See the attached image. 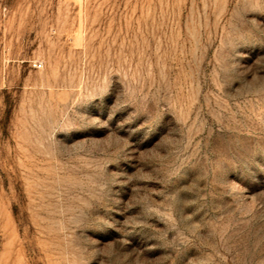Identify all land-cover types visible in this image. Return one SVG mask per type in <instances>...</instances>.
Instances as JSON below:
<instances>
[{"label": "rangeland", "instance_id": "374dc122", "mask_svg": "<svg viewBox=\"0 0 264 264\" xmlns=\"http://www.w3.org/2000/svg\"><path fill=\"white\" fill-rule=\"evenodd\" d=\"M0 264H264V0H0Z\"/></svg>", "mask_w": 264, "mask_h": 264}, {"label": "built area", "instance_id": "2783aa9c", "mask_svg": "<svg viewBox=\"0 0 264 264\" xmlns=\"http://www.w3.org/2000/svg\"><path fill=\"white\" fill-rule=\"evenodd\" d=\"M34 65L37 66V67H41L42 66V62L39 61V60H35L34 61Z\"/></svg>", "mask_w": 264, "mask_h": 264}]
</instances>
